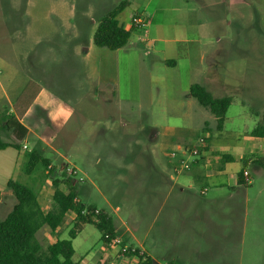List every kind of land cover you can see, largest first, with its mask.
<instances>
[{
    "label": "rangeland",
    "instance_id": "rangeland-1",
    "mask_svg": "<svg viewBox=\"0 0 264 264\" xmlns=\"http://www.w3.org/2000/svg\"><path fill=\"white\" fill-rule=\"evenodd\" d=\"M121 2L126 6L118 16L120 24L131 30L136 15L144 25L131 31L121 49L97 47L93 36L99 21ZM259 11L260 0H0V112L10 111L22 120L32 108V129L67 135L45 154L58 165L79 169L85 181L77 186H92V196L81 197L82 203L106 207L112 215L120 206L134 217L141 207L134 194L137 182L119 178L123 172L117 166L148 163L151 155L159 164L171 163L166 151L194 145L205 135L204 128L222 134L225 143L248 149L251 131L264 116V25ZM193 83L203 84L214 96L233 97L222 129L189 95ZM42 93L61 102L71 118L51 125L50 109L36 103ZM30 137V147L40 148ZM2 139L15 140L12 133ZM26 161L25 155L24 165ZM13 169L11 160H4L0 190L7 178L18 179ZM48 170L39 167V179L26 182L38 194L44 191L45 204L54 192ZM250 172L256 195L264 177L252 168ZM41 179L47 182L42 187ZM8 211L2 209V217ZM150 221L144 218L139 232L146 235L148 252ZM70 225L67 217L58 233L40 231L43 248L57 238L69 239ZM73 244L75 261L98 263L104 242L94 225L88 224Z\"/></svg>",
    "mask_w": 264,
    "mask_h": 264
},
{
    "label": "crops",
    "instance_id": "crops-1",
    "mask_svg": "<svg viewBox=\"0 0 264 264\" xmlns=\"http://www.w3.org/2000/svg\"><path fill=\"white\" fill-rule=\"evenodd\" d=\"M259 16L261 24L264 25V0H260ZM36 103L44 111L50 109L48 117L51 125H57L62 117L68 121L72 116V112L61 102H57V99L45 93L41 94ZM9 106L14 107V102L10 100ZM31 113L32 108L27 110L21 120L29 131L25 139L26 143L21 144V149L7 147L0 150L3 154L0 155L3 159L0 161V170L3 168L4 160L9 158L13 171L15 170L14 175L18 176L16 181L23 178L24 184L39 179L36 176L38 169L30 175L23 171L26 151L33 149L27 143V139L31 138L30 135L38 142L40 146L38 148L44 156L51 147L56 148V144H52L56 139L67 138V135H59V130L56 133L47 130L43 134L32 129L29 125ZM40 121L42 122L43 119ZM203 132L205 135L201 136L206 137L209 150L204 152L203 158L189 170L177 171L172 163L159 164L152 155L148 163L117 166V170L123 172L118 174L119 178L127 182L130 180L137 182L134 194L141 207L134 217L129 218L128 212H122L120 206L114 209L112 215L110 209L107 211L106 207H99L95 203L91 205L106 210L114 219L117 239L124 245L139 249L142 254L149 257L152 264H160L156 261L157 258H164L171 264H264V186H260L257 194L254 195L252 191L257 186H253L254 180L250 172L252 168L258 176L264 177V168L253 160L256 157H264V145L261 144L264 139L251 136L248 138L249 147L244 151L238 144L225 143L224 136L220 133L213 134L211 129L205 128ZM180 146L183 145L179 144L177 148ZM54 152L60 158H65L59 151L54 150ZM166 155L169 158V152L166 151ZM223 155L230 156L232 160L225 161ZM48 158L52 159L51 156ZM247 159L250 160L245 167ZM52 162V165H56L55 160L52 159ZM64 166L58 165L60 170ZM243 169L250 174L249 185L239 180V173ZM135 171L144 173L135 174ZM10 180L15 179L7 178L3 189L0 190L2 219L5 218L1 215L2 209L8 208V215L16 203L13 192L7 187ZM47 182L42 183L41 179L40 187ZM77 187L80 193L78 200L81 197L83 199L92 196L90 184L84 182ZM36 193L38 194L37 191ZM43 193L44 191H40L38 197L43 210L48 211L52 201L49 204L43 203ZM45 197V202L48 203L46 191ZM105 200L112 208L109 200L107 198ZM147 216L151 220L148 231L150 252L146 249V235L144 237L139 235L143 219ZM67 217L71 218L72 224L75 213H69ZM87 226L85 225L79 234L83 233ZM42 230H47L46 233L50 235L58 233L60 228L55 232L49 228L40 229L37 238ZM103 245L102 255L97 264H142L136 256L122 255L119 245L114 242Z\"/></svg>",
    "mask_w": 264,
    "mask_h": 264
},
{
    "label": "trees",
    "instance_id": "trees-1",
    "mask_svg": "<svg viewBox=\"0 0 264 264\" xmlns=\"http://www.w3.org/2000/svg\"><path fill=\"white\" fill-rule=\"evenodd\" d=\"M125 6L126 2L119 3L99 21L93 36V42L97 47L118 50L128 44L131 31L136 28L134 19L137 16H133L132 29H125L118 20ZM257 16L260 20L259 13ZM189 95L215 116L218 129L224 127L227 112L233 102L232 96L216 97L201 83L192 84ZM5 133H12L15 140L4 141L2 137ZM28 133V129L14 113L7 111L0 113V150L7 147L21 149V143ZM251 135L264 139V116L251 131ZM208 150L206 145L202 151ZM25 155L27 158L23 167L25 174L30 175L39 167L49 169L48 173L54 186L52 206L48 211H44L34 189L16 180L8 182L7 187L13 192L16 203L4 219L0 216V264H83L74 260L73 240L88 224L95 226L101 234V240L106 244L117 238L112 216L106 210L98 209L94 205H84L81 200H76L80 195L76 181L68 176L64 169L60 170L57 164L52 165V159L44 156L39 148H33ZM223 157L225 161L232 160L230 156ZM249 160L247 159L245 167ZM253 160L264 168V157H256ZM244 171L243 169L239 173V180L249 185L245 182ZM96 210L98 213H95ZM69 213H75L68 233L69 239L57 238L46 249L43 248L37 238L38 231L48 226L55 232L63 225ZM140 252L139 249L136 252L129 251L126 256H136L142 264H152L149 257Z\"/></svg>",
    "mask_w": 264,
    "mask_h": 264
},
{
    "label": "built area",
    "instance_id": "built-area-1",
    "mask_svg": "<svg viewBox=\"0 0 264 264\" xmlns=\"http://www.w3.org/2000/svg\"><path fill=\"white\" fill-rule=\"evenodd\" d=\"M134 23L136 26H143L144 21H142L139 17L134 19ZM207 145V140L205 136H201L196 140V143L192 146H180L176 150H172L169 152V158L171 163L177 171H186L189 170L192 166H194L200 159L203 158L204 152L202 151ZM26 148V146H25ZM51 168V167H49ZM65 172L73 178L76 182H83L85 178L81 175L79 169L75 166H66L63 168ZM244 179L247 184L251 183V177L247 170L244 171ZM78 200V199H76ZM86 212V210H84ZM98 213V210L95 211ZM119 245L120 252L122 255H126L129 251L136 252L138 249L136 247H130L128 245H121V241L119 239H115L112 241ZM140 254H142L140 252ZM171 264V263H165Z\"/></svg>",
    "mask_w": 264,
    "mask_h": 264
}]
</instances>
